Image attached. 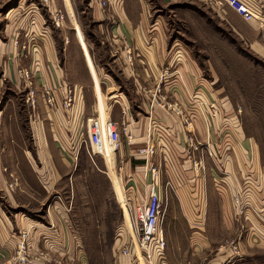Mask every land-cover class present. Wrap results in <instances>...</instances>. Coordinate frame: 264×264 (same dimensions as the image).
<instances>
[{
	"label": "rangeland",
	"instance_id": "obj_1",
	"mask_svg": "<svg viewBox=\"0 0 264 264\" xmlns=\"http://www.w3.org/2000/svg\"><path fill=\"white\" fill-rule=\"evenodd\" d=\"M47 1L0 0V264H138L132 252L136 242V209L144 205L143 189L146 186L149 194L153 183L157 187L163 184L161 193L156 188L162 202L161 229L162 208L178 192H190L203 201L207 197L221 201L220 230L217 225L214 235L211 230V237L207 238L206 222L193 223L197 224L196 235L205 230L201 237L206 240L199 244L205 247L209 244L204 251L207 258L203 261L200 255L190 254L187 262L208 264L212 258L223 260L231 256L230 249L237 252L240 246L244 249L264 245V27L256 22L252 23L257 26L248 24L231 7L246 4L255 7L256 2L259 14L264 13V2L225 0L227 4L224 0H212L219 5L218 11L207 3L200 7L188 5V10L197 14L188 17L180 4L144 0L153 8L151 21H164L169 39L182 40L192 50L201 70L205 95L199 113L192 104L194 98L190 99L189 110L180 107L170 110L174 120L182 124L180 141L177 138L172 141L170 122L164 132L155 127L159 135L164 133L163 139L133 142L123 129L127 127L121 123L123 114L115 102L120 99L138 124L148 117L145 104L151 99L131 92L113 58L107 54L100 56L109 40L106 23L98 27L102 21L96 20V2ZM37 13L43 29L36 33L43 35L44 40L47 38V51L39 61L34 54L27 56L28 49L23 46L28 34H36L31 29L35 21L26 17ZM51 13L62 16L60 27L53 23ZM79 38L85 41L95 65L104 98L102 104L99 100L97 105ZM95 54L98 56L93 59ZM34 62L39 68L32 65ZM30 68L38 110L26 104L28 87L20 73ZM103 79H109L111 88L101 84ZM75 84L83 86L86 111L81 110L77 117L74 106L62 109L67 125L60 128L55 121L58 119L55 108L63 104L64 93L59 88ZM43 86L58 88L53 107L42 104ZM170 97L166 95L165 101H171ZM183 115L190 116L192 122L194 115L199 116L202 127L192 123L187 126ZM91 119L119 123L120 154L116 152L106 163L99 156L94 163L85 155L80 157L86 153L82 150L87 145L77 153L70 151L81 137L87 139L84 126ZM38 131L56 139L63 133L72 134L74 142L72 138L66 142L55 140L52 144L55 152L46 149L36 153L30 135H37ZM152 144L156 149L158 145L166 149L160 153L163 158L157 157L156 168L154 157L158 152L153 156L139 154V150ZM153 170L157 171L156 176ZM216 204L218 215V201ZM230 205H236L234 219ZM5 240L7 246H3ZM21 242L24 250H20ZM125 250L130 253L125 254ZM219 252L222 256H218ZM162 260L165 262V252Z\"/></svg>",
	"mask_w": 264,
	"mask_h": 264
},
{
	"label": "crops",
	"instance_id": "obj_2",
	"mask_svg": "<svg viewBox=\"0 0 264 264\" xmlns=\"http://www.w3.org/2000/svg\"><path fill=\"white\" fill-rule=\"evenodd\" d=\"M163 1L168 5L180 4L184 6V10H186L185 14L188 15V17L190 15L191 17H195L197 15L195 11L188 10V5L200 7L203 3H207L213 11L220 9L219 5L214 3L212 0H208L210 2L205 0ZM228 1L230 2L231 0ZM262 1L264 2V0ZM119 4L120 5L117 7H109L102 11L97 4H94V6L98 9L96 20L102 21L98 27L102 28L101 26L106 23V37L109 40L107 42V48H103L102 55L100 54V56H105L107 54L109 57L113 58V62L117 67L120 76L131 84V87L129 84H125V86L130 88L131 92L147 95L148 99H151L148 105L145 104L148 117H145L144 122H138V124L142 126L141 128L136 127L138 126V124L135 123L137 121L131 118L130 110H128L125 105L120 103V99L117 102L114 101L119 105L121 113L123 114L121 116L122 125L128 128V130L127 128L123 129L128 134L127 136L131 137V141L133 142H152L157 141L159 136L164 135V133L159 135L160 133H158V129H155V127H161L164 132L167 124L169 125L171 122L168 128L171 135H173L172 141L175 142L177 139L180 141V126L182 127V124L180 121L177 122L174 120L170 110H176L177 107H180L179 109L189 110V106L191 105L190 99L194 98V101L192 100L194 103L192 104H195L197 107L196 112L199 113L200 106L204 102L205 95L204 83L201 81L200 67L197 64L196 59L191 55L192 50L187 48L182 43V40L173 39L172 41L169 39L168 33H166V27L164 26V21V24L159 20H155L154 22L151 21L153 8H150L144 0H119ZM68 11L71 19H73L69 9ZM223 12L226 14L225 11ZM216 14L218 17L223 18L221 13L217 12ZM201 16H203L202 13ZM26 18L33 19L35 21V24L31 25V29L34 33L43 29V26L40 25L38 13L32 17ZM248 24L257 26V24L252 22ZM44 29L46 30L49 28L47 27ZM234 31L236 32L237 30L234 29ZM27 36H29V38L24 39L25 42H23V46H25V48L27 47L29 52L27 56L31 57V55L34 54L32 56H34L37 61H39V59L43 60L45 49L47 51V44L45 43L47 38L44 40V36L38 33L33 35L28 34ZM79 39L82 44L81 50L85 58V66L87 67L89 76H91L92 79V89L96 95L97 105L99 100L100 104H102V102H104V98L102 95V87L98 82L99 80L97 78L95 65L89 55L85 41L83 42L81 38ZM248 40L251 44H253L252 38ZM33 46L37 47V53L33 52ZM196 50L198 51L199 48H196ZM96 55L97 54L92 56L93 59ZM30 63L28 60V67ZM163 78L165 79L164 82H162ZM101 84L105 85L107 88H111L113 85L109 79H103ZM80 86L83 88L82 85ZM198 86H200V89L195 90L194 88H197ZM116 87L119 88L121 86L116 85ZM84 94L85 91L83 92V95ZM166 95L172 96L170 97L171 101H165ZM173 98L175 100H173ZM38 109L39 106L37 110ZM55 110L57 112L55 116L58 117L55 121L58 126L61 128L67 125L61 105H58ZM81 110L86 111V102H84V99L83 103L79 102L76 106V111L78 113H80ZM28 114H31V112L28 111ZM183 116L185 117V115ZM196 117V115L192 117L193 122L191 123L192 125L195 124L196 127L201 128L202 125L200 119L198 118L199 116L197 117L199 120ZM32 123H29L30 127H32ZM116 123L119 125L118 122ZM68 124L72 125V122H69ZM36 133L37 135H30L36 144V151L33 148L36 153H39L40 151L45 152L46 149H50L55 152L54 148L56 147H54L55 145H52L55 140L58 142H66L67 139L72 137V134L65 135V133H63L58 136V139H56L54 135H51L50 137L49 135H46L45 132H40L39 134L38 131ZM169 136L167 137L168 141H170ZM68 150L69 149H67V152ZM165 150L166 149L163 145L157 146L156 152L159 153V156L157 153L154 157L155 168L157 166V157L160 159L162 157L160 156V153L163 151L166 152ZM82 151L86 152L84 149ZM119 152L117 153L118 156L120 154ZM29 153L30 152L27 151L25 156L28 157L27 154ZM83 155L87 156L86 153H82L80 157ZM87 158L90 160L88 156ZM135 167L138 166L135 165ZM250 178H252V176H250ZM157 188L161 193L163 184ZM143 190L144 195L147 197V187L145 186ZM175 198L171 197L165 207L162 208V231L165 240L164 264H191L190 262H187V260H190V254H198L202 257V260L205 261L207 253L204 251L209 244L207 242L208 245L206 247L204 245H200L201 242L206 240L205 238L202 239V237H204L205 230L198 232L199 236L196 235L197 232L195 231V225L197 226V224L194 225L193 223H197L199 220L206 222L205 229L207 232V238L211 237V230L214 235L215 227L217 225L220 230L221 201L220 199L217 200L219 205L217 215L215 211L217 201L214 198L212 199L213 201H211V199L207 197V199L204 198L203 201V198L200 200L190 192H178L176 193ZM230 207V213H233L232 218L234 219L236 217V205H230ZM216 230H218V227ZM6 241L7 240L3 242V246H7ZM1 244L2 242L0 241V245ZM241 247L242 246L238 248L239 251L237 252H233L230 249L231 256L227 255L223 260L219 257L212 258V261L208 264H264V245H250L249 247L244 246V249H241ZM254 255H258V257H255ZM218 256H222L220 252ZM229 258L231 260L227 262ZM200 263H202L201 260Z\"/></svg>",
	"mask_w": 264,
	"mask_h": 264
},
{
	"label": "built area",
	"instance_id": "obj_3",
	"mask_svg": "<svg viewBox=\"0 0 264 264\" xmlns=\"http://www.w3.org/2000/svg\"><path fill=\"white\" fill-rule=\"evenodd\" d=\"M47 1V0H46ZM96 4L100 7L101 10H104L108 7H117L119 6V0H94ZM225 1V0H224ZM255 2V0H253ZM48 2V1H47ZM226 2V1H225ZM227 3V2H226ZM228 4V3H227ZM230 5V4H229ZM255 7H250L247 4L245 6H237L234 8L235 11L239 12L241 18L245 22H256L259 23L261 27H264V13L258 14V5L255 2ZM53 23L56 27H60L62 16H59L58 13L52 14ZM33 52L37 53V47L33 46ZM34 67L37 65L35 62L32 64ZM32 67V66H31ZM38 67V66H37ZM22 74V78L24 82L27 84L28 92L26 95V104L28 108L32 110H37L38 103L35 95V90L31 88L32 81L31 75L33 74L31 68L29 70H20ZM61 86V84H60ZM58 88L54 87H42L41 92V101L44 106L53 107L55 104V93ZM59 90H62L64 93V102L61 104V108L63 110H67L68 107H73L75 114L77 117L80 115L76 111L77 103H83V88L80 85L68 86L64 85ZM72 110V109H71ZM179 114V113H178ZM90 123H86L85 130L87 133V139L81 137L79 139V143L76 142V150L71 147L70 151L77 153L78 150L83 146L87 145L86 154L90 158V160L94 163V159L96 157H101L106 163V159L110 158L112 155L115 156L116 152H118L121 146V135L120 129L116 122L111 119L105 120L101 123L98 119L89 120ZM191 117L185 115L184 123L189 126L191 124ZM71 140L73 141L74 137ZM159 138H162L160 136ZM130 139V137H128ZM74 142V141H73ZM89 143V148H88ZM140 155L144 156H153L156 154V146L154 144L145 147L139 150ZM152 174L156 176L155 170L152 171ZM156 184L153 183L149 188V194L147 193V197L145 198L144 205L137 206L136 209V217H135V239L136 242L133 244L134 249L132 252H135V259L138 264H164V260H162V255L165 250V242L163 239V235L161 232L160 225V193L156 191ZM125 205H128V201L125 200ZM134 239V241H135ZM24 243H20V250H24ZM125 254H129V250L124 251ZM22 257L20 256L19 260L22 261ZM24 261L26 259H23Z\"/></svg>",
	"mask_w": 264,
	"mask_h": 264
},
{
	"label": "bare ground",
	"instance_id": "obj_4",
	"mask_svg": "<svg viewBox=\"0 0 264 264\" xmlns=\"http://www.w3.org/2000/svg\"><path fill=\"white\" fill-rule=\"evenodd\" d=\"M160 207H162V202L160 201ZM161 232H162V229H161ZM162 235H163V232H162ZM142 262V261H141Z\"/></svg>",
	"mask_w": 264,
	"mask_h": 264
}]
</instances>
